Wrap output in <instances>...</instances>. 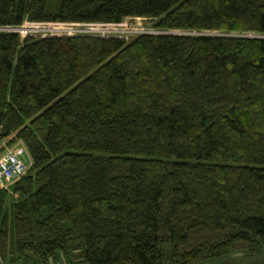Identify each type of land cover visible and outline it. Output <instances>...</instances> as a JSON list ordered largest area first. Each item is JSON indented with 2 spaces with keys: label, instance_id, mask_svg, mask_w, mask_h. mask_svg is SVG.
<instances>
[{
  "label": "trees",
  "instance_id": "trees-1",
  "mask_svg": "<svg viewBox=\"0 0 264 264\" xmlns=\"http://www.w3.org/2000/svg\"><path fill=\"white\" fill-rule=\"evenodd\" d=\"M0 264H223L264 251V0H0ZM178 32V33H177Z\"/></svg>",
  "mask_w": 264,
  "mask_h": 264
},
{
  "label": "rangeland",
  "instance_id": "rangeland-1",
  "mask_svg": "<svg viewBox=\"0 0 264 264\" xmlns=\"http://www.w3.org/2000/svg\"><path fill=\"white\" fill-rule=\"evenodd\" d=\"M15 31L23 38L26 35L45 36V35H72V34H108L115 36H123L127 40L133 39L135 36L143 33H156L158 30L154 28L153 21L143 18H123L119 24L116 25H94L87 26L81 24H30L23 22L18 29L9 30ZM5 141L0 143V148ZM23 160L27 163L28 158L23 155ZM7 188V189H5ZM1 189L10 191L9 185H5ZM223 264H264V251L256 254L247 252H235L226 258ZM65 264L62 256L58 259L52 260L51 258L46 264ZM210 264V263H209ZM214 264V263H212Z\"/></svg>",
  "mask_w": 264,
  "mask_h": 264
},
{
  "label": "built area",
  "instance_id": "built-area-1",
  "mask_svg": "<svg viewBox=\"0 0 264 264\" xmlns=\"http://www.w3.org/2000/svg\"><path fill=\"white\" fill-rule=\"evenodd\" d=\"M15 28H0V31L10 32L9 30H15ZM23 155L24 151L20 146H14L0 155V188L5 187L9 182L15 181L23 174L26 168Z\"/></svg>",
  "mask_w": 264,
  "mask_h": 264
},
{
  "label": "water",
  "instance_id": "water-1",
  "mask_svg": "<svg viewBox=\"0 0 264 264\" xmlns=\"http://www.w3.org/2000/svg\"><path fill=\"white\" fill-rule=\"evenodd\" d=\"M19 28V27H18ZM17 27L15 28V29H18ZM13 32H15V31H13Z\"/></svg>",
  "mask_w": 264,
  "mask_h": 264
}]
</instances>
